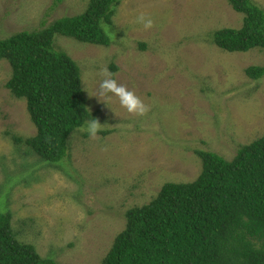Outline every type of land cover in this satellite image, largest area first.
Wrapping results in <instances>:
<instances>
[{"label":"rangeland","instance_id":"obj_1","mask_svg":"<svg viewBox=\"0 0 264 264\" xmlns=\"http://www.w3.org/2000/svg\"><path fill=\"white\" fill-rule=\"evenodd\" d=\"M253 1L264 10V0ZM89 2L0 0V38L83 14ZM244 17L227 0H123L106 28L109 46L57 36L56 50L81 68L98 122L95 135L87 124L73 133L58 165L14 141L37 130L26 101L6 88L12 69L0 61V211L12 215L17 240L57 264H103L129 209L167 183L198 178L196 151L232 160L264 136V77L246 74L264 65V51L227 52L212 39L240 29Z\"/></svg>","mask_w":264,"mask_h":264},{"label":"trees","instance_id":"obj_2","mask_svg":"<svg viewBox=\"0 0 264 264\" xmlns=\"http://www.w3.org/2000/svg\"><path fill=\"white\" fill-rule=\"evenodd\" d=\"M122 1L90 0L83 14L0 38V61L12 69L6 88L26 101L37 130L33 137L13 139L42 161L63 163L73 133L91 119L81 68L56 50V37L109 46L106 28ZM227 1L245 16L243 26L214 32L213 43L227 52L264 51V10L253 0ZM246 74L262 79L264 65ZM196 155L202 164L198 178L167 183L151 202L129 209L103 264H264V136L241 146L232 160L205 150ZM0 264L57 263L19 242L12 215L0 211Z\"/></svg>","mask_w":264,"mask_h":264},{"label":"clouds","instance_id":"obj_3","mask_svg":"<svg viewBox=\"0 0 264 264\" xmlns=\"http://www.w3.org/2000/svg\"><path fill=\"white\" fill-rule=\"evenodd\" d=\"M141 19H143V18L141 17ZM143 22H144V26L145 27H149L151 25V23H152L151 20H145ZM100 87H101L102 91H112L111 89H107L106 88V81H101ZM129 110H131V109H129ZM87 127H88V130H89V134L90 135H95L97 133V131H98V122L96 120H90L87 123Z\"/></svg>","mask_w":264,"mask_h":264}]
</instances>
